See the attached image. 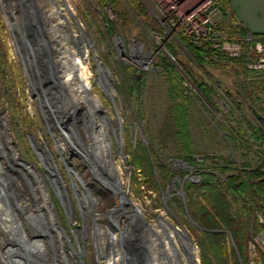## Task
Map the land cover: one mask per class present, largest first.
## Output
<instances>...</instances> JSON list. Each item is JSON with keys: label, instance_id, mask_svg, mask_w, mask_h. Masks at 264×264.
Masks as SVG:
<instances>
[{"label": "rangeland", "instance_id": "374dc122", "mask_svg": "<svg viewBox=\"0 0 264 264\" xmlns=\"http://www.w3.org/2000/svg\"><path fill=\"white\" fill-rule=\"evenodd\" d=\"M181 1L0 0V264H151L126 237L139 214L158 230L159 264H183L172 227L198 264H264V217L228 188V176L264 169V127L248 107L253 94L264 114V68L250 67L253 40H243L264 36L231 33L226 0L192 17ZM57 10L89 102L97 99L89 109L78 102L80 81L60 83ZM89 135L102 148L92 158ZM107 146L123 176L118 190L102 164ZM208 180L240 219L243 254L231 229L198 214L210 206Z\"/></svg>", "mask_w": 264, "mask_h": 264}, {"label": "bare ground", "instance_id": "6f19581e", "mask_svg": "<svg viewBox=\"0 0 264 264\" xmlns=\"http://www.w3.org/2000/svg\"><path fill=\"white\" fill-rule=\"evenodd\" d=\"M66 1L72 7V4H70V0H66ZM54 14H55L54 19L56 21L57 26H56V30H55V34H54L55 46H54V50H53V54H54L53 58L55 59V61L60 63V65L62 66V68L64 70V74L60 79L61 82H60V80H59V82L63 83L65 88L70 89L71 86L74 85V83H76L77 81H80L83 84V88H84L85 83L83 80L85 78L83 79V77L81 76V74L79 72L80 70L78 71L79 67L76 64V50H77V48L75 49V47L72 46V44H71V42H72L70 39L71 30L68 28H64L62 26V17H61L60 12L58 10H57V12H54ZM47 16H48V18H51L50 12H49V14H47ZM56 45H57V47H56ZM100 71H101V73H103L105 75L106 81L108 83H110L109 72L108 71H102V70H100ZM87 73H89V72H87ZM88 78L89 77H87L86 79H88ZM72 91H75L74 87H72ZM91 92L92 91L90 90V88L85 87L84 88V94L82 95V97L81 98L78 97L79 98V100H78L79 104L86 106L88 109L91 107H94L97 103L96 98H95V102H89V100L92 98L91 97L92 95H90ZM88 97H91V98L88 99ZM71 98L76 99V97H74L73 95H71ZM74 105H76V104H74ZM99 123L101 124V122H99ZM89 130H90V128L88 129V132H89ZM100 131L101 130L99 129V132ZM102 135H104V133L101 132L100 136H102ZM88 139H89V142H88L89 148H86L85 153H86L87 157L92 158V156H95L98 153V151L100 152V150L102 148H101L100 144L98 142H96L95 138L92 135H89ZM105 150L106 151L108 150V152L110 154L112 148H111V146H107V149L105 148ZM109 159L110 160L108 162L102 163V164L104 165V167L112 168L117 173L114 188L117 190L121 189L122 185H123V176L121 175V171L113 164V156L111 154L109 156ZM131 204L134 206L135 210L137 212H139L135 203L131 202ZM139 216H140V220H141L140 221L141 225L138 228H136L134 231L129 232V234H127L126 237L129 238V240L131 238H133V241L135 243L142 246L143 248L144 247L146 248V250L149 254V260H148L149 263L159 264L158 259H157L158 230L155 228V225L148 223L141 214H139ZM51 226H53V225L51 224ZM56 228H58V226ZM172 229H173V234H176L181 240L180 245L178 243L176 245V247H174V246L171 247V250L173 251V253H174V251H176L179 254V257L181 258L183 264H198L197 263L198 259L196 258V255L194 253V246L191 243V241L188 239L186 234L183 231L177 229L176 227H172ZM72 249L74 250V248H72ZM75 253H76V251H75Z\"/></svg>", "mask_w": 264, "mask_h": 264}, {"label": "trees", "instance_id": "16d2710c", "mask_svg": "<svg viewBox=\"0 0 264 264\" xmlns=\"http://www.w3.org/2000/svg\"><path fill=\"white\" fill-rule=\"evenodd\" d=\"M228 27L230 32L233 33L234 35H240L245 32H249L247 28H245L244 26H242L237 22H235L234 25L233 24L229 25ZM253 34L264 36V34H257V33H253ZM207 45L209 47L204 48L206 51L208 52L214 51L212 47L210 48L209 44ZM197 57L199 62L202 63L203 59L202 56L199 54V52L197 54ZM243 64L244 61L242 60L241 66H243ZM205 89L208 90L207 88ZM248 98L250 99V100L248 99L250 101L248 104L257 106L253 94L248 95ZM259 173L261 174V176ZM207 175L208 177L212 176L211 174H207ZM208 185H210V187L208 186V189L210 190L209 192L211 193V198L209 200L210 206L201 207L199 209L198 214L203 219L204 223L211 228L231 229L234 232V235H236L238 238L240 252L243 254L246 235L243 231L244 230L243 227L241 226L240 219L232 214V211L229 208V204H230L229 202L227 208V203H226L227 199L225 194L223 193V190L218 187H214L210 181L208 182ZM229 187L230 188L237 187L238 191L236 194H240L242 197H244L247 200L246 206H248L250 209L254 208L258 213H260L264 217V169L263 168L258 167L256 171L252 170L251 172L248 173L247 177L243 175L228 176V188ZM37 194L39 196V193ZM26 207L28 206L26 205ZM28 213L31 214L29 211ZM253 225H255V229L257 228V230H260L262 227L256 221L255 223H253ZM40 245L38 246L39 252L42 253L44 250V245L43 244ZM73 261L76 260L74 259ZM228 264H229V259H228Z\"/></svg>", "mask_w": 264, "mask_h": 264}, {"label": "built area", "instance_id": "2783aa9c", "mask_svg": "<svg viewBox=\"0 0 264 264\" xmlns=\"http://www.w3.org/2000/svg\"><path fill=\"white\" fill-rule=\"evenodd\" d=\"M175 4L176 3L174 2L173 6ZM176 7H178L180 9V13L181 12H185L187 14L189 13L190 17L194 16L196 13L204 12L205 10L207 12H208V10H213L214 12L217 10L220 12V10L215 5V0H183L181 2H178ZM208 21H211V19L207 16V17L200 20V24L204 25ZM206 31H209V30L206 29ZM243 40L246 42L253 40L251 48H252V50H254L256 52V54H255V57L253 58L255 60L253 63H251L250 67L253 69H263L264 68V38H259V37L254 38L251 35V33H247L246 38ZM237 45L239 46L240 44H237ZM262 220L264 221V218H262ZM263 233H264V230L262 231V234ZM261 237H262V239H264V234H263V236L261 235ZM106 262H108V261H106ZM258 264H262V263H258Z\"/></svg>", "mask_w": 264, "mask_h": 264}, {"label": "crops", "instance_id": "0c3cea01", "mask_svg": "<svg viewBox=\"0 0 264 264\" xmlns=\"http://www.w3.org/2000/svg\"><path fill=\"white\" fill-rule=\"evenodd\" d=\"M235 22L252 33L264 34V0H226Z\"/></svg>", "mask_w": 264, "mask_h": 264}, {"label": "water", "instance_id": "95a60500", "mask_svg": "<svg viewBox=\"0 0 264 264\" xmlns=\"http://www.w3.org/2000/svg\"><path fill=\"white\" fill-rule=\"evenodd\" d=\"M249 109L251 110V114L254 117V119L259 122L264 127V114L260 112L254 105L249 104ZM144 253V251H143Z\"/></svg>", "mask_w": 264, "mask_h": 264}]
</instances>
